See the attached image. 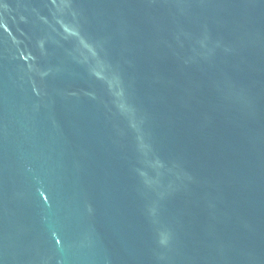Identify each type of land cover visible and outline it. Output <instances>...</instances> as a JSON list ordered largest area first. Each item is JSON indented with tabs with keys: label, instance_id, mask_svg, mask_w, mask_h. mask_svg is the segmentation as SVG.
Listing matches in <instances>:
<instances>
[{
	"label": "water",
	"instance_id": "water-1",
	"mask_svg": "<svg viewBox=\"0 0 264 264\" xmlns=\"http://www.w3.org/2000/svg\"><path fill=\"white\" fill-rule=\"evenodd\" d=\"M0 264H264V0H0Z\"/></svg>",
	"mask_w": 264,
	"mask_h": 264
}]
</instances>
